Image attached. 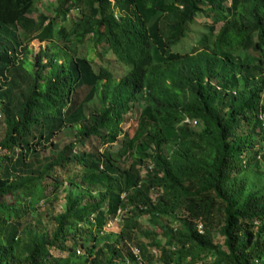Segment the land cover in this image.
<instances>
[{
    "label": "trees",
    "instance_id": "1",
    "mask_svg": "<svg viewBox=\"0 0 264 264\" xmlns=\"http://www.w3.org/2000/svg\"><path fill=\"white\" fill-rule=\"evenodd\" d=\"M40 1L0 0V264H264V0Z\"/></svg>",
    "mask_w": 264,
    "mask_h": 264
},
{
    "label": "rangeland",
    "instance_id": "2",
    "mask_svg": "<svg viewBox=\"0 0 264 264\" xmlns=\"http://www.w3.org/2000/svg\"><path fill=\"white\" fill-rule=\"evenodd\" d=\"M50 0H41L40 2H37V6L41 5L44 2H48ZM41 7H38V10H40ZM32 15H35V12L31 13ZM208 17H205L201 14H199L196 18L197 20V24L195 25V28L198 30L202 29L201 26V22H203L204 20H208ZM220 22H217L216 26L219 25ZM196 31V32H197ZM193 35L195 34V32L192 33ZM44 43V41H39L37 39H32L29 44H28V48H30L31 53H28V56L32 55L33 52L37 51L38 47L41 46ZM89 41L88 40H84L83 45L85 46L84 50L87 51V54L92 58V63L93 66L95 68L97 67H104L106 68L112 75V77L115 79H118L121 74L123 73L125 66L122 65V62L116 58V56L109 52V51H105L103 53H98L96 52L97 50H99V48L96 46L95 49L90 48V46L88 45ZM178 43L173 44L172 46L177 49V50H184L185 48H182V46H177ZM86 90L85 86H81L80 88H78V94L81 96L82 93ZM95 103V99H92V101L89 103L90 106L94 105ZM139 111V104L138 103H133V105L131 106V108L124 114V120L121 123L122 128H130L131 126H134L135 121H136V116L138 114ZM1 117V116H0ZM2 130H3V125L0 123V136L2 134ZM74 137V128H72L71 126L68 128H63L61 130H59L53 137L52 139L58 144V146H62L65 142L69 141L70 139H73ZM120 135L118 136V138L109 143V144H105L104 147L110 149V150H116L119 143H120V139H119ZM85 142H83V144H76L75 149H87L89 148L92 144L98 145V138L97 137H89L87 140H84ZM98 147L101 148L100 145H98ZM49 150V149H48ZM48 150H45V152H48ZM50 151V150H49ZM240 164V154H238L236 151L233 153V165L234 168H236L237 165ZM67 167L70 169H73L72 164H67ZM258 169L259 171L263 170L264 171V161H259L258 164ZM251 174V173H249ZM59 202L62 203V198L59 199ZM137 219L141 222V223H145V224H150L147 220V216L146 215H140L137 217ZM119 228L118 224H113L111 227L109 228H105V230H113V231H117ZM215 240L220 239L219 236H216L214 238ZM133 245V244H131ZM149 248V247H148ZM54 254H64V253H59L56 250L52 251ZM156 264H164L160 261H154ZM127 264H139V263H127Z\"/></svg>",
    "mask_w": 264,
    "mask_h": 264
},
{
    "label": "built area",
    "instance_id": "3",
    "mask_svg": "<svg viewBox=\"0 0 264 264\" xmlns=\"http://www.w3.org/2000/svg\"><path fill=\"white\" fill-rule=\"evenodd\" d=\"M259 101H260V105L261 106H260L259 112L257 113V117H258V119L260 121L261 127L264 128V87H263V89L261 91ZM181 122H186L188 124H194L195 120L189 118L188 116H184L181 119ZM262 148H264V139L262 141ZM258 154H257V156H258ZM151 194H152V197H154L155 192H152ZM123 210L124 209H121V208L117 207L115 212L106 220L105 224L103 225V228L104 229L105 228H109L115 223L118 224V222L120 220V217H121V214L123 213ZM196 228H197L198 231H201V229H202L201 222H196ZM130 251L132 252V254L135 257L139 258V249L136 246L130 245Z\"/></svg>",
    "mask_w": 264,
    "mask_h": 264
}]
</instances>
